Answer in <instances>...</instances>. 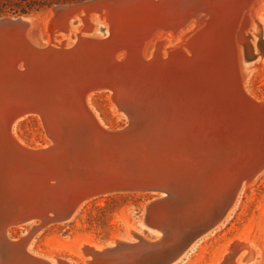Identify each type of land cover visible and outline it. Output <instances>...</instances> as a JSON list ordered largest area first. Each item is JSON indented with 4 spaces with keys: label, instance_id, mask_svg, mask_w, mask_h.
I'll return each instance as SVG.
<instances>
[{
    "label": "water",
    "instance_id": "obj_1",
    "mask_svg": "<svg viewBox=\"0 0 264 264\" xmlns=\"http://www.w3.org/2000/svg\"><path fill=\"white\" fill-rule=\"evenodd\" d=\"M112 4H56L45 31L33 15L0 16V264H52L27 252L31 230L10 237L8 227L34 218L69 221L102 186L111 193L154 194L137 225L154 238L117 241L94 264H175L226 219L244 186L264 170V100L245 83L247 65L261 55L259 42L252 50L239 37L229 44L203 36L202 46L196 39L180 54V79L163 75L153 85L134 83L132 76L129 82L122 72L131 69L128 57L114 61L101 55L104 50L94 52L92 64L105 58L103 73L111 79L89 71L72 75L81 42L63 46L61 36L73 37L78 20L91 14L113 18ZM99 35L86 39L106 46L123 32ZM153 59L139 64L151 69ZM8 83L16 107L44 111L52 130L48 143L26 147L11 134L21 109L5 103ZM115 86L128 121L110 128L87 96Z\"/></svg>",
    "mask_w": 264,
    "mask_h": 264
},
{
    "label": "bare ground",
    "instance_id": "obj_2",
    "mask_svg": "<svg viewBox=\"0 0 264 264\" xmlns=\"http://www.w3.org/2000/svg\"><path fill=\"white\" fill-rule=\"evenodd\" d=\"M130 2L136 4L142 11V15L140 17L141 19H138L137 22L130 21L126 18L127 11L126 8H124V5H129L128 3ZM110 7L111 14L113 12L114 15L113 18H111V16L99 18L97 15L91 14L90 16H87L85 20H78L77 25L72 28L74 33L73 37L69 36L68 38L61 36L62 42H60V44L63 43V46L72 47L76 44V41L81 42L82 47H80L79 51L74 54L75 59L80 62L76 63L73 69L70 70L73 72L72 75H83L85 72L89 71L90 73L95 74V76L100 74L103 77L106 76L107 78L111 79L112 77H108L109 75L106 74V72L103 73V71L106 69V63H108L105 61V58H103L104 60L97 63L96 65L92 64L96 63L92 59L94 58L92 57L94 52L104 50L105 54L101 53V55H106L108 58L109 56L114 55V61L120 60L121 57H128L130 62L129 66L131 69L128 68L126 71L124 69L122 72L124 74L126 72L130 75L128 77L129 82H131V76L132 82L134 83L136 82L138 84H144V82L148 81V83L152 85L154 83L156 84L159 80L162 81L161 78L164 77L163 75H174L175 78H179V76H177L178 72L182 70V61L179 58L180 54H183V52L187 53L190 44L195 42L196 39H200L196 42V45L199 44L202 46L204 39L202 40L201 38L204 36L205 40H207V37L210 34L215 35L213 38L215 42H223L226 40V43L229 44H233V42L230 43V40L234 41L235 43L236 39L239 37L249 48L254 50V46L252 45V42L254 43V35L252 33L260 32V26L262 25L261 22H264V20L261 19V16L264 14V0H113V4ZM31 19L32 21H35L34 23H36L37 26H40L33 16ZM46 26L44 27L46 28ZM44 27L41 26L42 30L45 31ZM118 30L120 34L123 32L122 38H113L109 43L106 44V46L90 43L91 40L86 39H90V37L100 38L101 36L99 34L101 31L107 35L110 34V31L118 34ZM90 33L91 35H88ZM49 42L50 39L47 38L46 43L49 44ZM256 43H254V45ZM207 44L208 42H205L204 46ZM104 47H106V49ZM235 47L238 51L236 44ZM151 56L154 58L152 61H150V63H148L151 64V69L141 67L142 65L139 64V62L141 63L143 60L151 59ZM100 64L102 66L105 64L103 69L100 68ZM56 65H59V67L63 68L62 70L69 69V65L66 62H59L56 63ZM97 65H100V67ZM139 67L141 68L139 69ZM255 67L256 65L253 63L247 65L245 75L246 84L254 73L264 70V64H262L260 68L256 69ZM8 84L9 85L6 86L9 88V90L2 89V93L6 98L5 103L7 102V106H10L11 110L21 109L20 115L18 116L19 118H17L16 122L27 114H39V116H41L43 119L47 134L51 139L52 130L44 111L40 110L39 108L36 109L30 105L29 107H22L21 105L16 107L17 104L15 100H17V98L12 92L15 90V87L10 83ZM101 89L105 88L96 89L87 96L89 106H91L89 103V98H92L90 96L93 95L94 92ZM111 89L112 90L110 91L116 104L120 107L124 106L122 104V93L117 89L116 86ZM1 102H4L3 99H1ZM101 124L103 125V123ZM11 134L23 146H28V144L23 143L18 138V135L15 134L14 127ZM48 142L49 141L46 143ZM262 172H264V170ZM255 178L246 185L255 180ZM110 189L111 188L108 186H102L99 191H96V193H94L92 196L87 197L88 199L86 198V201L101 195L111 194V192H109ZM84 203L78 207L71 220L76 217ZM226 219H224V221ZM222 223L220 225H222ZM51 224L52 223L49 222V220L34 218L13 224L8 227L6 232L8 236L11 237V228L22 227L24 225H30L31 227L33 226L30 229L32 231V235L30 239V245L27 249V252H29L32 250V240L36 233ZM130 233L131 236L129 238L114 239L113 244L117 241H135L138 238H145L149 240V238L146 237L139 228L137 229L136 227H131ZM197 243L191 248V250L197 245ZM232 247L233 250L227 254L221 264H250L254 261L256 254L255 250L251 248L250 250L248 249V253L242 258L240 263L236 262L238 254L243 250V245H237V248H235V246ZM105 248L106 246H100L93 241H84L82 247L84 253L86 254L84 264H94L100 262L99 259L104 255L103 250ZM32 251L36 252L34 250ZM188 253L175 264L180 263L188 255ZM10 255L13 257L17 256L12 252ZM257 255L258 257L261 256L259 252ZM49 258L52 260V264H75L71 260H62L56 256ZM260 259L256 260L254 264H258Z\"/></svg>",
    "mask_w": 264,
    "mask_h": 264
},
{
    "label": "rangeland",
    "instance_id": "obj_3",
    "mask_svg": "<svg viewBox=\"0 0 264 264\" xmlns=\"http://www.w3.org/2000/svg\"><path fill=\"white\" fill-rule=\"evenodd\" d=\"M54 1L55 3L45 11L30 14L7 13L0 16L33 15L37 23L44 27L56 4L78 0ZM128 4L124 5L126 18L137 22L141 19L142 11L133 2ZM261 19L264 20V14ZM261 24L259 38L254 36V43L259 42L261 52L257 61L253 62L256 69L264 64V22ZM254 43L252 42V45L255 48ZM246 86L254 96L264 100V70L254 73ZM90 97L92 98H89V103L104 125L119 128L127 123V115L119 109L110 90L101 89ZM14 131L23 143L30 146L43 145L50 139L42 117L36 113L21 117L16 122ZM153 195L149 192H120L92 198L82 205L73 220L52 223L36 233L31 248L49 257L56 256L62 260H71L75 264H84L86 254L82 249L83 242L93 241L100 246H108L113 244L114 239L129 238L130 228L138 229L137 225L145 213L146 204ZM32 227H14L10 229V234L18 237ZM144 234L150 239L154 238L150 231H145ZM237 245H243V250L238 254L236 262L240 263L248 249L252 248L256 257L250 264H254L260 257L258 264H264V172L245 186L222 225L203 237L178 264H221L233 250L232 246L237 248ZM258 252L261 254L259 257Z\"/></svg>",
    "mask_w": 264,
    "mask_h": 264
},
{
    "label": "trees",
    "instance_id": "obj_4",
    "mask_svg": "<svg viewBox=\"0 0 264 264\" xmlns=\"http://www.w3.org/2000/svg\"><path fill=\"white\" fill-rule=\"evenodd\" d=\"M54 0H0V14H30L49 9Z\"/></svg>",
    "mask_w": 264,
    "mask_h": 264
}]
</instances>
